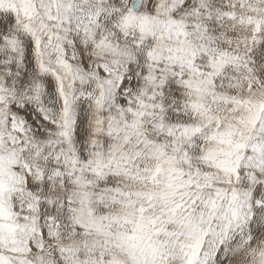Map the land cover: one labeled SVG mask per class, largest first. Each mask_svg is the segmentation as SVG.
<instances>
[{"label":"snow or ice","instance_id":"1","mask_svg":"<svg viewBox=\"0 0 264 264\" xmlns=\"http://www.w3.org/2000/svg\"><path fill=\"white\" fill-rule=\"evenodd\" d=\"M0 264H264V0H0Z\"/></svg>","mask_w":264,"mask_h":264}]
</instances>
